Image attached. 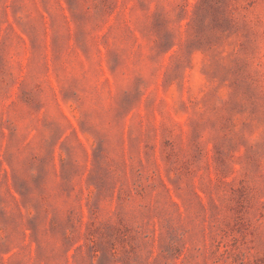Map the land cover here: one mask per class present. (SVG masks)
Returning <instances> with one entry per match:
<instances>
[{"label": "rangeland", "instance_id": "1", "mask_svg": "<svg viewBox=\"0 0 264 264\" xmlns=\"http://www.w3.org/2000/svg\"><path fill=\"white\" fill-rule=\"evenodd\" d=\"M0 264H264V0H0Z\"/></svg>", "mask_w": 264, "mask_h": 264}]
</instances>
